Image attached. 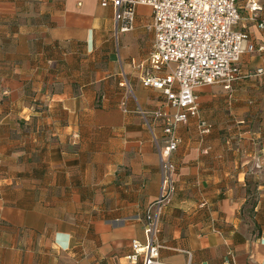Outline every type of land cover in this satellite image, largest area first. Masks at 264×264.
Listing matches in <instances>:
<instances>
[{
  "label": "crops",
  "instance_id": "1",
  "mask_svg": "<svg viewBox=\"0 0 264 264\" xmlns=\"http://www.w3.org/2000/svg\"><path fill=\"white\" fill-rule=\"evenodd\" d=\"M152 13L138 5L135 28L116 36L101 0H0V264H141L126 256L145 241L162 182L136 110V100L154 109L164 99L143 85ZM236 29L264 45L254 21ZM239 66L263 71L196 88L210 132L195 117L178 127L176 191L158 231L164 264H264V50ZM153 132L164 138L160 122Z\"/></svg>",
  "mask_w": 264,
  "mask_h": 264
},
{
  "label": "built area",
  "instance_id": "2",
  "mask_svg": "<svg viewBox=\"0 0 264 264\" xmlns=\"http://www.w3.org/2000/svg\"><path fill=\"white\" fill-rule=\"evenodd\" d=\"M239 0H101L103 6L114 8L115 35L135 28L136 8L148 5L152 8L151 28L154 33L152 50L148 57L151 71L143 78V85L160 89L164 99L160 106L146 109L137 102L136 110L144 124L152 132L158 147L162 174L161 190L147 207L143 217L145 241H131L132 252L126 257L130 262L141 264H164L160 261L158 240L161 216L171 203L176 191V165L172 153L181 138L178 127L190 118H198L201 133H209L211 125L200 116L199 96L196 88L219 84L231 88L243 78L262 73L263 69L242 71L239 61L242 54L256 47L250 34L237 30L242 20L254 21L264 36L263 9L258 0H247L240 12ZM127 88L120 106L129 112L128 100L134 97L126 78L121 83ZM135 98V97H134ZM160 122L163 139L153 132ZM256 168L262 169L264 157H258ZM188 255L191 253L187 251ZM225 264H230L229 261Z\"/></svg>",
  "mask_w": 264,
  "mask_h": 264
}]
</instances>
